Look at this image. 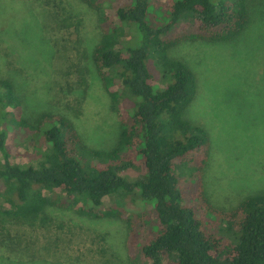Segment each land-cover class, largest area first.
<instances>
[{
	"label": "trees",
	"instance_id": "1",
	"mask_svg": "<svg viewBox=\"0 0 264 264\" xmlns=\"http://www.w3.org/2000/svg\"><path fill=\"white\" fill-rule=\"evenodd\" d=\"M81 1L98 13L91 61L117 117V139L109 149L89 146L58 112L28 120L14 84L0 75V237L60 230L58 208L123 221L130 264H264V191L226 203L207 193L212 141L186 117L198 96L196 73L170 54L180 43L239 36L249 1ZM15 10L0 0V30ZM57 21L78 30L79 21ZM20 140L34 156L25 164L9 160Z\"/></svg>",
	"mask_w": 264,
	"mask_h": 264
},
{
	"label": "rangeland",
	"instance_id": "2",
	"mask_svg": "<svg viewBox=\"0 0 264 264\" xmlns=\"http://www.w3.org/2000/svg\"><path fill=\"white\" fill-rule=\"evenodd\" d=\"M2 1L16 10L0 30V75L14 84L23 115L33 121L44 112L61 113L87 145L109 149L119 124L91 61L100 37L98 13L81 0ZM248 1L249 22L233 40L170 49L196 73L198 96L186 117L210 135L204 180L217 202L218 196L226 203L264 191V0ZM64 16L79 21L77 31L60 26L57 19ZM30 154L28 142L20 140L9 160L25 164L34 158ZM53 212L63 223L60 230L18 229L16 240L0 237V264H130L123 221Z\"/></svg>",
	"mask_w": 264,
	"mask_h": 264
}]
</instances>
